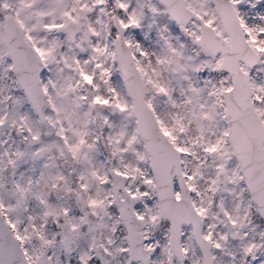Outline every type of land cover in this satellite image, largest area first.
Here are the masks:
<instances>
[{"label": "snow or ice", "instance_id": "snow-or-ice-1", "mask_svg": "<svg viewBox=\"0 0 264 264\" xmlns=\"http://www.w3.org/2000/svg\"><path fill=\"white\" fill-rule=\"evenodd\" d=\"M146 3L153 15L163 12L174 21L194 46L196 57H188L195 59L191 72L207 69L218 79L200 83L185 66L171 68L170 57L183 55L184 42L177 37L179 43L174 44L164 35L166 24L159 30L167 53L163 56L125 35L141 27L140 0H48L47 6L41 0H0V135H5L0 140V264H59L57 248L70 254L81 228L92 223L89 216L102 221L113 214L111 226L103 225L110 234L81 251L78 264H110L105 257L117 256L126 257L124 264H157L152 258L157 249L158 256L164 255L163 264H214L215 253L224 250L230 235L253 224L254 215L264 222V79L257 81L252 71L264 64V3L158 0L162 7L151 0ZM242 10L254 11L258 22H249ZM93 12L103 13L105 19L97 15L93 21ZM41 69L51 73L46 80ZM65 70L68 75H63ZM169 70L184 82L179 93L164 78ZM116 72L122 87L113 83ZM62 100L96 111L102 130L112 128L111 114L134 118L133 126L103 137L92 135L56 110V102ZM161 100L171 109L166 115L159 110ZM25 103L38 117L47 118L62 155L89 160L103 139L115 166L102 170L89 163L78 173L75 188L59 171L54 177L42 171L35 180L13 182L9 188L5 173L17 167L25 152L8 144L11 136L5 134V126L15 128L29 145H39L28 125V111L19 110ZM46 104L52 106L48 112ZM45 151L39 145L31 156L39 159ZM41 167H49L47 159ZM210 167L212 174L207 175ZM258 180L262 187L249 193V185ZM42 181L49 191L65 187L75 192L87 210L75 216L68 207H54L46 193H33V185ZM221 190L235 193L231 208L216 199ZM9 193L15 194V203L8 200ZM29 195L44 208L39 224L31 215H19ZM113 208L115 213L109 211ZM210 215L230 231L219 232L215 223L205 226ZM48 218L59 231L50 230ZM162 225L163 242L153 239L157 233L152 231ZM125 230L117 244L114 236ZM248 234L243 231L241 240ZM260 237L244 241L241 264H264V257L257 258L264 248V231ZM190 239L200 249L196 260H191L194 250L185 244Z\"/></svg>", "mask_w": 264, "mask_h": 264}, {"label": "rangeland", "instance_id": "rangeland-1", "mask_svg": "<svg viewBox=\"0 0 264 264\" xmlns=\"http://www.w3.org/2000/svg\"><path fill=\"white\" fill-rule=\"evenodd\" d=\"M259 2L264 3V0H259ZM151 3L157 4L153 0H151ZM141 5H144L143 10H147V14L143 13V18L141 21V27L129 29L127 31V33H125V35L126 36L131 35L133 38L137 39V41L141 44V46L145 50L149 51L150 53H155L156 55L163 56V55H166L167 53H166V50L163 46V41L160 39L159 30H161V27L166 24L168 31L165 32L164 35L168 36L174 44L179 43L178 41H176L177 37H179L181 42H184V48L182 50L183 55L170 57L171 68L174 69L180 65H183L187 69V74L192 76L193 80H197V78L192 74L191 69H190V66L192 65V63L190 62L188 57H191V54L186 53V48L191 47L193 49L194 46L191 43L187 42L184 37L182 38L183 34L180 32L179 27L175 28L176 31L173 30V27H172V25H170L165 13L162 12L160 15H153L148 10L146 0H142ZM157 6L160 7L158 4H157ZM137 8L139 9L140 5H138ZM245 8H247V5H245ZM242 14H244L246 16V19H248L249 22H258L255 19V12L254 11L242 10ZM96 16H97L96 12H93L92 15L90 16V19L95 21ZM61 52H63V51H61ZM194 62H195V60H194ZM53 67H54V71H55L56 66H53ZM252 71L254 73V79H256L257 81L264 79V64H259ZM68 74L69 73L67 72V70H65L63 75H68ZM212 74H214V73H210V72H208L207 69H205V75L202 76L201 81L199 80V82L203 83L205 78H212L211 77ZM50 75H51V73L48 71V69H46L44 71V73L42 74L44 80H46ZM63 75H61V79H63ZM214 75H216V74H214ZM164 78L166 80L170 81L172 83V85L176 88L177 93H179V90L183 86L184 82L177 80V78L175 77L174 73L171 70L166 71L164 73ZM216 79H218L217 76H216ZM112 80H113V83L115 85L120 86V82H119L118 78L116 77L115 73L113 74ZM17 95H19V93H17ZM46 106H49V105L46 104ZM55 106H56L55 107L56 110L59 111L63 115L65 120L75 121V123L82 128H85L84 122H85V125L87 127L90 126L93 122L92 116H91V111L87 108V106H85L83 109H77V107L73 103H71L70 101H67V100L57 101ZM158 106H159V110L161 111L162 115H166L167 113H169L171 111L169 105L165 101H162V100L159 101ZM19 110H20V112L26 111L25 106L23 105ZM187 117L190 120V122L194 125V127H199V121L191 113H188ZM109 119H110V123L112 125V128L110 130L108 128H104L103 136L108 134L110 131L114 132V131H117V130L125 127V126H127L128 128H131L133 126V119L134 118L125 117L123 115H120L116 118L109 117ZM28 124H30V125L32 124L29 117H28ZM46 126H47V129L49 130L51 136L54 137L55 132H54L53 128H51L49 126V122L47 123ZM10 130H12V129H9L7 126H5V128H4L5 134H8L10 132ZM10 136L12 137V132H10ZM55 138H56V136H55ZM4 139H5V135H0V140H4ZM54 143L56 144V142H54ZM8 144H11L13 148L16 146V143L14 144L12 138H10L8 140ZM7 146L8 145L6 144V147ZM104 149L108 150V146L107 147L105 146ZM97 150H98V148H96L95 151H97ZM0 151H2V149H0ZM95 151L91 153V156L93 157L92 162H93L94 167L99 168V164H98V160H97L98 157H96ZM128 159H131V157H128ZM114 160L109 161V165L111 167L115 166V164H116V161H114ZM81 161L84 164V168H86V166H85L86 160H81ZM51 162H53V161L51 160ZM188 166L190 167L191 165H188ZM22 167H23V164H22V162H20L19 165L17 166V172L18 173L22 171ZM206 174L207 175L212 174V168L211 167L206 170ZM95 187H96V185H95V183H93L91 185L92 190H94ZM216 199L222 200L224 203V206L229 207V208H231L236 203L234 192L230 193L228 191L221 190L217 193ZM148 203H151V201H148ZM24 204H27V200H25L22 205H24ZM28 209H31V212H34V210L32 209V206ZM216 211H217V209L215 207H213L212 212L215 213ZM111 212H113V211H111ZM71 214L74 215L72 212H71ZM115 219H116L115 214L112 215L111 220L106 215L103 217L102 221H100V218L98 217V221L100 223V226H98V229L96 231L97 233H92L90 231H87L88 237L83 236L81 238L82 241L80 243V252L84 251L85 243L92 242L94 239H96V241L99 242V240L103 239V237L105 235H109L110 233L108 232V229L103 227V225L107 224L108 226H111L112 220H115ZM208 223H215L219 232H225L223 226L221 224H219L215 219H213V217L211 215L209 216V219L205 221V226ZM152 231L154 233H157L155 235V237H153V239H158L161 242H163L164 237H163V233L161 232L162 227L161 226L156 227V228L152 229ZM243 231H248L249 234L247 237H244V239L241 240V234ZM261 231H264V228L258 230L257 227L250 226L249 228L246 227V228L242 229L241 232L238 233L234 237L229 236V239L225 245L224 250L223 251H217L215 253L216 260H215L214 264H241L240 249H241L244 241L253 240V239H255V240L261 239V237H260ZM92 234L94 236H92L93 238L90 241L89 236ZM120 234H121V232H119L118 235L114 236V239H116L117 244L120 243L119 237H122ZM186 235H187V233H186ZM185 244L191 250H194V255H191V257H190L191 260H196L197 257H199L200 255H199L198 250L196 249V247L193 243V239L185 241ZM230 253L232 255H229ZM60 254H59L58 248H57V256H59ZM158 254H159V249H157L156 252L153 253L152 258L156 259L157 264H163L164 259H165L164 255L161 254L158 256ZM257 255H258V257H257L258 260L260 258L264 257V248H261L258 251ZM125 259L123 258V256H117V257H115V259H113V263L116 264V262L119 261V264H124ZM186 264H188L187 261H186ZM254 264H256V262H254Z\"/></svg>", "mask_w": 264, "mask_h": 264}, {"label": "water", "instance_id": "water-1", "mask_svg": "<svg viewBox=\"0 0 264 264\" xmlns=\"http://www.w3.org/2000/svg\"><path fill=\"white\" fill-rule=\"evenodd\" d=\"M261 187L262 182L259 180L249 185V188L251 189L253 194L256 193Z\"/></svg>", "mask_w": 264, "mask_h": 264}, {"label": "flooded vegetation", "instance_id": "flooded-vegetation-1", "mask_svg": "<svg viewBox=\"0 0 264 264\" xmlns=\"http://www.w3.org/2000/svg\"><path fill=\"white\" fill-rule=\"evenodd\" d=\"M80 239V238H79ZM77 257V256H76ZM76 257L73 259V264H78V262H77V260H76ZM107 260H109V257H107ZM62 262L59 260V264H61ZM65 264H68V262L67 263H65ZM97 264H99V262L97 261Z\"/></svg>", "mask_w": 264, "mask_h": 264}]
</instances>
